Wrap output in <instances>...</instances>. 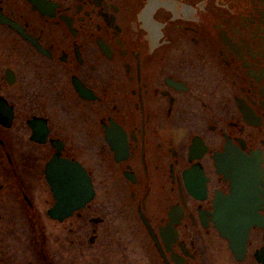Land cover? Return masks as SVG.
I'll return each instance as SVG.
<instances>
[{
  "label": "flooded vegetation",
  "instance_id": "flooded-vegetation-1",
  "mask_svg": "<svg viewBox=\"0 0 264 264\" xmlns=\"http://www.w3.org/2000/svg\"><path fill=\"white\" fill-rule=\"evenodd\" d=\"M0 171L42 264H264V0H0Z\"/></svg>",
  "mask_w": 264,
  "mask_h": 264
},
{
  "label": "rangeland",
  "instance_id": "rangeland-1",
  "mask_svg": "<svg viewBox=\"0 0 264 264\" xmlns=\"http://www.w3.org/2000/svg\"><path fill=\"white\" fill-rule=\"evenodd\" d=\"M5 179L8 180L10 179V177H8L7 175H5V173L0 171V182H4ZM6 190L7 189L5 186L3 187V189H0V196H2L4 200L7 199V195H8V192H6ZM2 219L0 220V226L3 221ZM20 230L22 229L15 230L18 232L9 231L8 233L3 232L2 234H0V237L2 236L4 238L5 249L8 250L12 254V256H14L15 258L24 260L25 258L32 256V254L34 253L28 247V243H32L35 245V249L37 251L35 253L38 258L37 259L38 263L42 264L43 260L40 259L39 254H38L41 247L43 246L40 235L33 234V233L31 234V232L27 229H23V231H20ZM44 250H45V247L42 252H44Z\"/></svg>",
  "mask_w": 264,
  "mask_h": 264
},
{
  "label": "water",
  "instance_id": "water-1",
  "mask_svg": "<svg viewBox=\"0 0 264 264\" xmlns=\"http://www.w3.org/2000/svg\"><path fill=\"white\" fill-rule=\"evenodd\" d=\"M69 164V163H67ZM50 168V167H49ZM49 168H47L46 170V173H49ZM80 170V174H78L81 178V175H82V178L84 179L85 178V186L87 188V192H85V196L84 198L81 197L80 201H71V200H67L65 198V196H78V195H84V193L81 191V189L83 188L82 184L77 185V175L75 177V180H72V179H68L65 184L62 186H53V189L54 191L56 192V196L58 198L55 206L50 210L51 214L52 215H56L57 217L59 218H62L64 217V215L67 214H70L72 212L73 209L77 208V207H80L82 205H84L86 203V201L91 197L92 195V192L90 191L91 189V186H90V181H89V177H87L85 175H83V169H79ZM82 187V188H81Z\"/></svg>",
  "mask_w": 264,
  "mask_h": 264
}]
</instances>
